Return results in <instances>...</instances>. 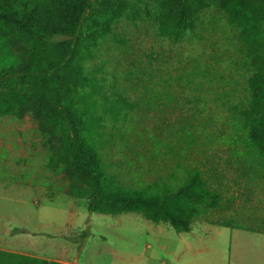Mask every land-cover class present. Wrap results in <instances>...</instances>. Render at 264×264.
I'll return each mask as SVG.
<instances>
[{
	"label": "rangeland",
	"instance_id": "1",
	"mask_svg": "<svg viewBox=\"0 0 264 264\" xmlns=\"http://www.w3.org/2000/svg\"><path fill=\"white\" fill-rule=\"evenodd\" d=\"M263 63L264 40L244 42L214 3L179 40L160 36L144 9L124 16L86 63L105 95L100 152L120 184L176 190L198 168L221 193V205L188 232L141 212H91L85 198L72 206L67 176L46 167L49 151L31 114L0 118V176L49 184L55 197L44 202V216L56 209L61 234L74 229L65 256L80 253V262L264 264V158L243 121L249 77Z\"/></svg>",
	"mask_w": 264,
	"mask_h": 264
},
{
	"label": "trees",
	"instance_id": "2",
	"mask_svg": "<svg viewBox=\"0 0 264 264\" xmlns=\"http://www.w3.org/2000/svg\"><path fill=\"white\" fill-rule=\"evenodd\" d=\"M211 3L226 11L244 42L264 40V0H0V118L33 116L49 151L47 169L62 171L68 193L85 198L89 211L141 212L188 232L195 218L221 205V193L198 168L176 190L126 187L109 173L100 152L105 95L86 68L120 18L144 9L160 36L179 40ZM248 84L244 126L264 158V66ZM0 264L66 263L0 249Z\"/></svg>",
	"mask_w": 264,
	"mask_h": 264
},
{
	"label": "crops",
	"instance_id": "3",
	"mask_svg": "<svg viewBox=\"0 0 264 264\" xmlns=\"http://www.w3.org/2000/svg\"><path fill=\"white\" fill-rule=\"evenodd\" d=\"M8 168L9 163H7ZM11 168L14 170L12 172L14 175L22 172L15 167ZM7 175L0 176V249L66 264H90L79 261L80 253L74 258L65 256L72 242L69 238L76 232L73 229L70 236L68 233L61 234V223L53 218L59 211L56 209L51 213L46 211L47 214L44 216V209H46L44 202L47 199L53 200L55 197L50 191L49 184H44L42 180L37 183L38 180L35 182L31 178L25 181L19 175L16 178H9ZM70 196L71 204L75 206L76 198ZM10 205L19 208H7ZM75 210H69V214L75 215ZM64 226H71L70 220L66 221ZM185 243L188 247L190 246V242L185 241ZM83 249L84 246L82 251Z\"/></svg>",
	"mask_w": 264,
	"mask_h": 264
}]
</instances>
